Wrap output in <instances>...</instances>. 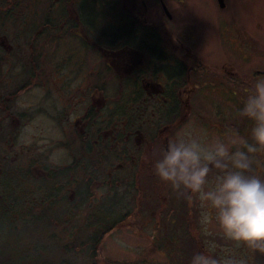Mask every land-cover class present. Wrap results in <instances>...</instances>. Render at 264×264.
Here are the masks:
<instances>
[{"label": "flooded vegetation", "instance_id": "af4514ba", "mask_svg": "<svg viewBox=\"0 0 264 264\" xmlns=\"http://www.w3.org/2000/svg\"><path fill=\"white\" fill-rule=\"evenodd\" d=\"M56 1L52 0L47 9H42L38 18L34 14L28 20L23 14L18 16L23 12L22 6L15 4L8 10L13 2L0 3V17L6 18L0 20V144L12 145L8 147V156L0 155V163L4 164V167L0 164V204L7 203L10 207L0 210V215L7 211L10 216L17 214L23 223L30 219L31 225L36 226L34 229L45 221L48 224L43 226L48 228V212L57 217L54 204L65 202V193L68 200H74L77 195L79 202H89L90 208L98 203L101 207L84 217L94 225L87 227L79 219L82 226L71 232L99 234L101 245L123 222H118L122 212L116 211V188L129 182L132 176L128 171L121 177L117 174L141 164L147 170V186L156 181L162 184L158 177L155 179L150 163L154 151L162 148L166 140L170 141V135L187 121L194 93L219 85L225 79L230 81L226 75L231 73L224 65L213 73L215 69L211 71L203 66L201 57L181 38L165 33L163 21L174 20L169 9L171 4L165 0H156L155 6L163 16L158 21L145 17L150 6L145 0H138L144 10L138 9L136 13L133 0H95L99 8L97 19L92 18L89 3L84 0H65V5L54 6ZM229 1L214 0V6L224 9L230 6ZM13 7L15 23L24 29H16L18 32L10 36L5 22L12 17ZM27 28L34 35L24 47L22 30ZM246 35H240L241 39L251 40ZM42 38L47 45L65 38L62 41L65 42V65L56 69L60 75L65 73V80L58 87L65 96L61 104L59 100L50 105L46 103L48 100H43L44 105H40L38 100L24 103L20 99L33 86L42 84L35 83L38 76L42 79L55 69L40 64L43 47L34 51V43ZM71 46L76 50L70 51ZM248 48L256 52L255 45ZM51 50L54 51V45ZM258 72L255 73L260 75ZM235 86L237 92L245 90L248 84L239 82ZM52 90L48 89V93ZM41 116L57 124L60 135H52L53 142L44 147L14 146V139ZM57 150L67 153L65 164L50 160ZM98 184L108 193L100 199L88 189ZM23 185L26 188L18 189ZM132 187L127 199L128 220L133 216L130 209H134V203L141 206L143 202L137 196L139 188L135 183ZM16 190L21 194L13 195ZM23 197H29L34 210L19 204ZM39 202L50 205L51 210L46 211ZM136 223L133 224L136 226ZM133 229L142 233L138 223ZM185 240L190 247L191 239Z\"/></svg>", "mask_w": 264, "mask_h": 264}, {"label": "rangeland", "instance_id": "374dc122", "mask_svg": "<svg viewBox=\"0 0 264 264\" xmlns=\"http://www.w3.org/2000/svg\"><path fill=\"white\" fill-rule=\"evenodd\" d=\"M2 1L5 5L9 2V0H0V3ZM10 1L13 3L8 10L15 4L22 6L23 12L20 11L18 16L23 14L25 20L32 18L34 14L38 18L39 12L42 9H47V6H50L52 2V0ZM145 1L150 5L147 6L148 10L145 17L150 21L162 20L163 16L160 9L155 6L156 0ZM165 2L171 4L169 9L174 14L172 23H164V21L162 23L165 33L167 32V35L172 33L181 38L185 45L192 48L193 53L201 57L203 66L208 67L211 71L215 69L212 71L213 73L219 71L222 65L231 73V75H226L230 81L225 79L222 83L220 81L219 85L216 83L214 86L194 93L192 106L188 108L187 121H183L181 127L170 135V140L189 127L197 132L205 133L210 138L224 134L230 128L239 129L242 134L246 133L249 124L244 118L238 117L236 106L246 95L247 87L245 90L235 92L237 90L235 84L244 82L249 86L257 76L255 72L264 71V0H230V6H225L224 9L214 6V0H210V3L209 0H165ZM133 3L136 4L132 6L133 9H136L135 13L138 9L143 12L144 7L138 0H133ZM61 5H65V0H57L54 3V6ZM11 12L12 17L8 16L9 18L5 22L9 26L10 36L14 35V32H18L16 29H24L21 24L15 23L14 7ZM3 18L5 17L1 16L0 20ZM22 32H25L21 38L22 45L25 47V42L31 38L32 34L34 35V31L27 28ZM60 33L65 35L64 32L52 34ZM242 34L250 35L251 40H249L251 42L249 40L243 41L240 37ZM193 36H196L195 40L191 39ZM62 41H65V38ZM62 41L47 45L45 39L42 38L34 43V51L35 49L40 51V48L43 47L44 54L43 58L40 59V64L46 68L55 69L49 75L44 74L42 79L40 76L37 77L39 80H36L35 83L42 84L37 87L33 86L29 90L30 93L20 98L24 100V103L26 100L32 103L38 100L40 105H44L43 100H48L46 103L50 105V102L55 104L59 100L61 104L65 99L64 93L58 88L59 84L65 80V73L60 75L59 71L56 70L65 65V59H63L65 57V42ZM53 45L54 51L51 50ZM249 45H255V53L248 48ZM55 48L59 52H56ZM25 49L30 51L27 47ZM74 50L76 49L71 46L70 51ZM51 88L53 90L48 93V89ZM52 135L55 137L60 135L57 124L51 123L50 120L41 116L38 120L33 121L30 128L24 129L23 133L14 139L13 144L18 148L44 147L53 142ZM9 142L11 143V140ZM11 146L0 144V155L6 154L8 156L10 151L8 147ZM66 157L67 153L57 150L50 160L55 164H65ZM2 162L0 163L1 167H4ZM258 169L261 174H264V156L259 159ZM126 171L131 172L133 179L129 178V182H124L116 188L118 189V196L114 200L116 211L122 212L120 214L123 221L122 225L120 224L121 226L119 225V228L111 235H107L101 245H97L98 250L94 264H188L192 252L205 246H214V254L221 258L231 257L235 260H246L247 264H264V254L254 253L245 246H237L234 242L226 240L218 230L213 228L210 234H205L203 225L199 221L198 201L189 202L167 185L157 181L152 186L151 184L147 186V170L141 164H138L136 168L133 167L132 170L124 169L117 176L121 177ZM134 183L135 187L140 190L137 196L143 199V202L141 206L134 203V209H130L133 216L128 220L127 212L130 207L127 200L130 196L128 192L133 188ZM13 186L16 189L14 184ZM21 188L26 187L23 185L18 189L22 190ZM88 189L89 192L93 190V194L99 199L108 194L107 190L100 187L99 184L95 187H88ZM12 194L16 195L19 192L16 190ZM67 195L68 193H65V202L54 204L53 209L57 217H53L54 215L48 212V228L43 226L48 224L45 221L43 225L34 229L33 227L36 226L35 224L31 225L30 219L23 223L17 214L5 217L3 220L0 216V264H9L6 262L9 259L13 263H23V260L27 258L24 254H29L22 249L24 245L33 251L30 253V259L38 256L42 258L35 261L36 264H60L65 259L72 264H87L90 261L86 257L87 253L83 250L86 245L80 246L87 241V232V235L80 233L78 235L81 241H76L75 245L80 248L79 250L73 249L69 251L70 254L66 255L65 251L60 253L59 249L64 248L66 243L72 244L69 234L74 228L82 226L79 219L85 222L87 227L92 226L89 225L91 221L84 219V217L87 212L100 209L101 205L98 203V206L90 208L91 204L79 202L80 197L77 198V195L75 196L77 201H75L76 198L68 200ZM19 197L21 198V196ZM19 200V204L23 203L26 208L34 210L32 204L28 202L30 201L29 197ZM44 205L41 203L46 211L51 210L48 208L50 205ZM130 222L132 226H129ZM134 222L142 227V233L133 229L137 226V223L136 226L133 224ZM21 227L24 228L18 230ZM51 236L53 241H51L48 249L43 250V252L39 251L40 249L34 250L33 245L41 244L44 239L47 241ZM188 237L192 241L190 247L187 244L188 241L185 240Z\"/></svg>", "mask_w": 264, "mask_h": 264}, {"label": "clouds", "instance_id": "9594fccd", "mask_svg": "<svg viewBox=\"0 0 264 264\" xmlns=\"http://www.w3.org/2000/svg\"><path fill=\"white\" fill-rule=\"evenodd\" d=\"M246 133L230 128L215 138L191 127L154 151L151 167L159 180L189 202L198 201L205 234L214 228L228 241L264 254V75L246 88L237 107ZM214 246L193 251L188 264H247L221 258Z\"/></svg>", "mask_w": 264, "mask_h": 264}, {"label": "trees", "instance_id": "16d2710c", "mask_svg": "<svg viewBox=\"0 0 264 264\" xmlns=\"http://www.w3.org/2000/svg\"><path fill=\"white\" fill-rule=\"evenodd\" d=\"M84 1H86V2H88L89 3V9L91 10V12L93 13V16H92V18L94 17V19H97V18H99V16H98V14H99V11H98V6H95V0H84ZM97 3V2H96ZM94 13H95V16H94ZM104 16V15H103ZM102 16V19L104 18ZM237 107L238 106H236V109H237ZM235 109V110H236ZM0 210L2 211V210H6V209H8V208H10V207H8V204L6 203L5 204V206L3 205L2 206V204H0ZM4 208V209H3ZM1 216V220H3L5 217H8V216H10L9 215V213L7 212V211H4L3 212V214H1L0 215ZM10 218V217H9ZM92 221V220H91ZM118 222H121V219H119L118 220ZM91 225H94V222H92V223H90ZM14 230V229H13ZM19 233V232H18ZM16 234V233H15ZM16 235H18V234H16ZM70 236H71V239H70V242L72 243V244H69V243H66L65 244V246H64V248L62 247V248H60L59 250H60V253H62L63 251H65L66 252V255H68V254H70V252L69 251H71V250H73V249H80V248H78V246L77 245H75V242L76 241H81V239H80V237L78 236L79 234H73L72 232H71V234H69ZM73 235H75V236H73ZM87 235V234H86ZM53 237L51 236V237H49L48 239H50V240H48L47 239V241H45V239H44V242H42L41 244H35V245H33L35 248H34V250H39V251H41V252H43V250H46V249H48V247H50L49 245H50V243H51V241H53V239H52ZM99 238H100V235L99 234H95V233H93V234H88L87 236H86V239H87V241L85 242V243H82L80 246H82V245H86L84 248H83V250H85V252L87 253L86 254V257H87V259H90V261L89 262H87V264H94L95 263V259H96V253H97V250H98V248H97V245H99ZM83 241V240H82ZM69 242V241H68ZM53 243H55V242H53ZM54 245H56V244H54ZM61 247V246H60ZM23 250H24V252H27V253H29V254H24V255H26L27 256V258L26 259H24L23 260V263H21V262H19V263H13V262H11V260L9 259V260H7L6 262L7 263H9V264H36V262L35 261H37L38 259H42V258H40V256H38V257H32V259H30V253H33V251H30V247H28V246H25L24 245V247L22 248ZM56 249V248H55ZM58 249V248H57ZM68 250V251H67ZM64 252V253H65ZM29 257V258H28ZM86 263V262H85ZM1 264H6V263H1ZM60 264H72V263H69V262H67V260L65 259V261H61V263Z\"/></svg>", "mask_w": 264, "mask_h": 264}, {"label": "water", "instance_id": "95a60500", "mask_svg": "<svg viewBox=\"0 0 264 264\" xmlns=\"http://www.w3.org/2000/svg\"><path fill=\"white\" fill-rule=\"evenodd\" d=\"M258 73H259L260 75H264V71H262V72H261V71H259Z\"/></svg>", "mask_w": 264, "mask_h": 264}]
</instances>
